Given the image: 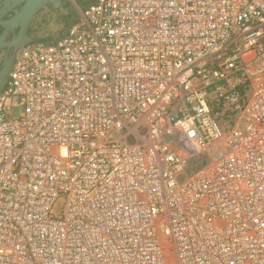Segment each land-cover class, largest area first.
Returning <instances> with one entry per match:
<instances>
[{"label": "built area", "instance_id": "built-area-1", "mask_svg": "<svg viewBox=\"0 0 264 264\" xmlns=\"http://www.w3.org/2000/svg\"><path fill=\"white\" fill-rule=\"evenodd\" d=\"M0 264H264V0H93L25 47Z\"/></svg>", "mask_w": 264, "mask_h": 264}, {"label": "water", "instance_id": "water-1", "mask_svg": "<svg viewBox=\"0 0 264 264\" xmlns=\"http://www.w3.org/2000/svg\"><path fill=\"white\" fill-rule=\"evenodd\" d=\"M63 2L64 0H0V52L5 51L0 63V94L10 70L25 47L53 43L64 36L71 23L66 22L57 36L33 38L30 35L32 24L40 12L48 8L52 13H59ZM64 16L67 21L71 19L70 14Z\"/></svg>", "mask_w": 264, "mask_h": 264}, {"label": "rangeland", "instance_id": "rangeland-1", "mask_svg": "<svg viewBox=\"0 0 264 264\" xmlns=\"http://www.w3.org/2000/svg\"><path fill=\"white\" fill-rule=\"evenodd\" d=\"M93 0H64L63 8L59 13H52L50 9H44L32 24L30 35L33 38L57 36L64 28L66 22L72 24L79 11L87 7ZM65 14H70L71 19L67 21ZM67 16V15H66ZM69 16V15H68ZM202 158L197 159V164H202ZM197 168H188L187 176L195 172ZM185 177L180 178L183 181Z\"/></svg>", "mask_w": 264, "mask_h": 264}, {"label": "flooded vegetation", "instance_id": "flooded-vegetation-1", "mask_svg": "<svg viewBox=\"0 0 264 264\" xmlns=\"http://www.w3.org/2000/svg\"><path fill=\"white\" fill-rule=\"evenodd\" d=\"M1 29H0V33H1ZM4 55H5V51L4 50H2L1 52H0V63H1V61H2V59H3V57H4ZM5 86H6V84H5ZM5 88V87H4ZM4 90V89H3Z\"/></svg>", "mask_w": 264, "mask_h": 264}]
</instances>
